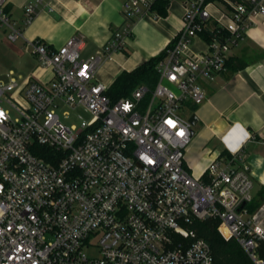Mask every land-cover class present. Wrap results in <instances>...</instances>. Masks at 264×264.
<instances>
[{
	"label": "built area",
	"instance_id": "2783aa9c",
	"mask_svg": "<svg viewBox=\"0 0 264 264\" xmlns=\"http://www.w3.org/2000/svg\"><path fill=\"white\" fill-rule=\"evenodd\" d=\"M156 1L125 0L123 23L86 58L80 35L56 49L28 40L51 77L0 79V264H215L191 228L207 218L218 219L220 235L236 240L251 264H264V215L246 207L250 164L236 151L194 177L185 164L192 124L183 114L204 101L202 81L227 70L231 48L264 22V0H165L179 2L182 24L156 64L155 86L112 100L98 68L124 45L134 18L158 16ZM4 3L0 25L15 41L23 31ZM40 3H24V24ZM196 39L203 48L193 49ZM70 112L78 124L62 121ZM92 247L97 255L88 254Z\"/></svg>",
	"mask_w": 264,
	"mask_h": 264
},
{
	"label": "crops",
	"instance_id": "0c3cea01",
	"mask_svg": "<svg viewBox=\"0 0 264 264\" xmlns=\"http://www.w3.org/2000/svg\"><path fill=\"white\" fill-rule=\"evenodd\" d=\"M30 0H5L4 11L22 29L17 41L28 54V40L40 39L56 49L69 37L80 35L83 45L80 57L101 50L112 32L123 23L125 0H41L32 21L23 23V5ZM165 16H137L124 45L103 58L96 79L107 86L122 71H131L149 57L162 51L174 38L182 21L179 2L166 5ZM156 13V12H155ZM18 46V47H19ZM193 49L203 48L199 39ZM228 58L242 60L243 67L220 72L212 81H202L206 97L192 108V141L185 152V164L191 173L201 176L207 164L218 156L241 151L250 164L253 176L252 198L264 194V22L248 29L245 38L229 51ZM51 69L33 64L24 79L18 80L12 70L7 78L22 82L29 76L48 80ZM249 213L264 215V197L258 209Z\"/></svg>",
	"mask_w": 264,
	"mask_h": 264
},
{
	"label": "trees",
	"instance_id": "16d2710c",
	"mask_svg": "<svg viewBox=\"0 0 264 264\" xmlns=\"http://www.w3.org/2000/svg\"><path fill=\"white\" fill-rule=\"evenodd\" d=\"M165 0H157L152 9L157 15H166ZM170 42L167 44V46ZM166 46V47H167ZM165 47V48H166ZM165 48L159 53L149 57L147 60L140 63L131 71H122L109 85L107 95L112 100H117L120 97L128 96L131 91L139 84L147 86L150 92L155 86L158 73L156 64L164 56ZM227 65L233 69L243 67L245 62L237 60L236 58L227 60ZM146 93L144 100L149 99L150 93ZM191 108H195V105L190 104ZM249 209L254 210L252 206ZM218 219L207 218L204 220H198L191 224V228L194 229L196 236L206 240L210 246L211 254L215 264H251L249 256L243 251L240 245L234 239L225 240L217 230ZM260 256L264 259V247L260 248Z\"/></svg>",
	"mask_w": 264,
	"mask_h": 264
},
{
	"label": "rangeland",
	"instance_id": "374dc122",
	"mask_svg": "<svg viewBox=\"0 0 264 264\" xmlns=\"http://www.w3.org/2000/svg\"><path fill=\"white\" fill-rule=\"evenodd\" d=\"M7 28L0 25V78H7L8 72L13 71L14 76L18 80L24 79L27 72L31 69L32 65L38 64L42 66L41 62L37 57L32 54H28L24 49L20 48L17 40L10 41L6 37ZM19 46V47H18ZM61 112V111H60ZM192 108L189 106L188 109H183V114L190 118L192 115ZM62 121L71 124H78V118L74 112H70L68 118H63L61 115ZM190 172V171H189ZM191 173V172H190ZM194 177H198L196 174L191 173ZM264 194L262 191H259V197L252 198V208L258 209L263 202ZM88 254L94 256L98 254V250L95 247L88 249Z\"/></svg>",
	"mask_w": 264,
	"mask_h": 264
}]
</instances>
